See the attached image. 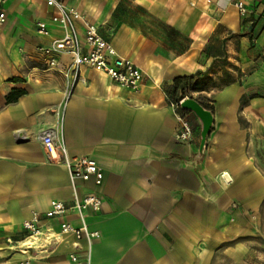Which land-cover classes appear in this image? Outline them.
<instances>
[{"label":"crops","instance_id":"obj_1","mask_svg":"<svg viewBox=\"0 0 264 264\" xmlns=\"http://www.w3.org/2000/svg\"><path fill=\"white\" fill-rule=\"evenodd\" d=\"M64 0L96 25L120 56L143 73L139 90L82 66L72 83L68 52L40 47L63 36L45 0H9L0 27V264H225L239 238L264 216V0ZM46 23L49 33L37 32ZM81 53L84 27L75 22ZM196 76L189 96L192 140L176 138L178 113L164 88ZM183 98V99H184ZM102 169L72 182L50 161L42 137ZM259 151V154H258ZM94 192L102 200L85 221L92 239L60 232L80 225L71 211L45 218L53 201ZM40 214L41 233L23 223ZM240 251V250H239ZM75 256V260L71 258Z\"/></svg>","mask_w":264,"mask_h":264},{"label":"built area","instance_id":"obj_2","mask_svg":"<svg viewBox=\"0 0 264 264\" xmlns=\"http://www.w3.org/2000/svg\"><path fill=\"white\" fill-rule=\"evenodd\" d=\"M9 0H0V27L6 19V4ZM46 4L54 9L50 20L53 24L63 28V36L53 40L49 47H40L39 50L49 56V65L56 66L57 61L51 55L52 52H68L72 55V63L65 70V76L74 83L79 76L80 68L88 66L108 76L111 80L122 87L132 90H139L144 75L142 71L128 58L120 56L115 48L106 41L98 32L95 24L84 18L81 12L73 7L67 6L64 0H45ZM235 5L240 12H244V4L241 0H236ZM80 20L84 27V40L87 51L81 53L80 41L76 31L75 22ZM37 32L47 35L49 29L45 22L36 23ZM170 102V107L178 113L179 128L176 138L182 142L192 140V129L189 121L182 114L181 102ZM44 149L50 161L63 163L69 171L72 182L76 180L86 181L93 177L96 185L101 183L103 173L95 160L87 156L69 157L65 145L52 140L49 134L42 137ZM102 200L94 192L87 193L81 198L76 197L69 202L53 201L50 207L43 212L45 218L59 217L67 211L76 213L80 218V225L74 226L68 222L60 224V232L71 233L77 239L86 237L92 239L98 236V232H91L85 221L88 211L97 212L100 209ZM40 214L33 212L31 218L23 223V227L30 235L37 236L41 233L38 222ZM75 260V256H71Z\"/></svg>","mask_w":264,"mask_h":264},{"label":"rangeland","instance_id":"obj_3","mask_svg":"<svg viewBox=\"0 0 264 264\" xmlns=\"http://www.w3.org/2000/svg\"><path fill=\"white\" fill-rule=\"evenodd\" d=\"M261 154H264V141L260 143ZM259 154V151H258ZM241 249L235 257H228L225 264H264V216L258 218L257 227L252 233L239 238Z\"/></svg>","mask_w":264,"mask_h":264},{"label":"trees","instance_id":"obj_4","mask_svg":"<svg viewBox=\"0 0 264 264\" xmlns=\"http://www.w3.org/2000/svg\"><path fill=\"white\" fill-rule=\"evenodd\" d=\"M201 74L202 73H196L192 75L175 77L172 84L164 88V92L168 97L169 102H177L186 96L191 97L189 95V91L192 89V87H194L193 84L196 76ZM199 103L202 105V107L211 111L212 106L210 104L201 101H199ZM184 111V109L181 110V112Z\"/></svg>","mask_w":264,"mask_h":264},{"label":"water","instance_id":"obj_5","mask_svg":"<svg viewBox=\"0 0 264 264\" xmlns=\"http://www.w3.org/2000/svg\"><path fill=\"white\" fill-rule=\"evenodd\" d=\"M181 107L184 110H191L193 111L201 120L202 122V141L205 140V137L210 130L211 124H212V113L211 111L205 109L200 105L199 102H197L193 98H184L181 102Z\"/></svg>","mask_w":264,"mask_h":264}]
</instances>
